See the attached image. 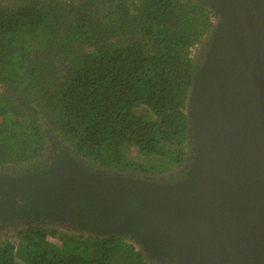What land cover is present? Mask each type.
Masks as SVG:
<instances>
[{
    "label": "trees",
    "instance_id": "obj_1",
    "mask_svg": "<svg viewBox=\"0 0 264 264\" xmlns=\"http://www.w3.org/2000/svg\"><path fill=\"white\" fill-rule=\"evenodd\" d=\"M220 20L208 0H0V174L45 159L53 134L101 171L180 181L193 50ZM130 237L16 218L0 264H153Z\"/></svg>",
    "mask_w": 264,
    "mask_h": 264
},
{
    "label": "water",
    "instance_id": "obj_2",
    "mask_svg": "<svg viewBox=\"0 0 264 264\" xmlns=\"http://www.w3.org/2000/svg\"><path fill=\"white\" fill-rule=\"evenodd\" d=\"M208 1L222 32L188 104L202 163L158 183L85 176L64 158L44 179H0L1 213L129 233L145 252L164 248L184 264H264V0Z\"/></svg>",
    "mask_w": 264,
    "mask_h": 264
},
{
    "label": "rangeland",
    "instance_id": "obj_3",
    "mask_svg": "<svg viewBox=\"0 0 264 264\" xmlns=\"http://www.w3.org/2000/svg\"><path fill=\"white\" fill-rule=\"evenodd\" d=\"M214 1L215 0H213V2ZM221 24H222V20H220V22L218 23L217 27L214 29L210 37H208V39L204 43L195 47L193 50V55L196 57L197 61L203 59V63L199 68V69L202 68V72H201L202 74L205 72L206 69L210 67L212 63V59L214 58V55L216 53L220 34L222 32ZM199 95H200V87L199 85H197L196 88L193 90V92L190 93L189 107L196 100V98L198 100ZM191 109L192 107H190V110ZM49 139H50V152L47 154L45 159L39 160L38 162H35L31 166L28 165L25 167L18 168L19 170H17L16 173H11V174L1 173L0 179L3 180L44 179L58 172V168L60 167L61 162L64 158L69 159L73 164V167L78 172H80L85 176L126 179V180L127 179L130 180L132 178L119 173H108L93 168L86 160L77 156L70 149L68 145L63 144L58 138H56L55 135L51 134L49 136ZM188 146L191 151V156L187 164L184 166V172H183L184 176L180 181L186 179L187 175H189V173H191L193 169L199 165L200 162L202 163L204 159L201 143H199V141L197 142L194 136H191V139L188 141ZM132 153L131 156L134 157L135 154ZM0 217H1L0 219L1 222L0 229H1L5 227L7 224H9L11 221H13L15 216L6 215V213L0 212ZM141 239H142L141 237L138 238L136 236L134 238L130 237V240L138 247L142 244L141 241H143V239L142 240ZM164 250H165L164 248H159L157 250H154V252L148 251L146 252V259L153 264H156L158 262L166 263V264H184L183 260L179 259L178 261L174 256L164 254L163 253Z\"/></svg>",
    "mask_w": 264,
    "mask_h": 264
},
{
    "label": "flooded vegetation",
    "instance_id": "obj_4",
    "mask_svg": "<svg viewBox=\"0 0 264 264\" xmlns=\"http://www.w3.org/2000/svg\"><path fill=\"white\" fill-rule=\"evenodd\" d=\"M182 172H184V167L182 168Z\"/></svg>",
    "mask_w": 264,
    "mask_h": 264
}]
</instances>
